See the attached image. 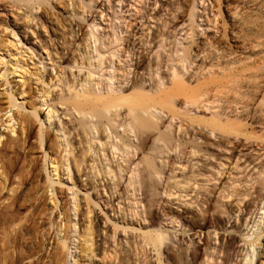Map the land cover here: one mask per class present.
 <instances>
[{
	"label": "bare ground",
	"instance_id": "obj_1",
	"mask_svg": "<svg viewBox=\"0 0 264 264\" xmlns=\"http://www.w3.org/2000/svg\"><path fill=\"white\" fill-rule=\"evenodd\" d=\"M83 1L0 0L2 264H264V0Z\"/></svg>",
	"mask_w": 264,
	"mask_h": 264
},
{
	"label": "rangeland",
	"instance_id": "obj_2",
	"mask_svg": "<svg viewBox=\"0 0 264 264\" xmlns=\"http://www.w3.org/2000/svg\"><path fill=\"white\" fill-rule=\"evenodd\" d=\"M84 2V4H85V6L86 5H88V7H90L91 9H92V4H91V6L89 5L90 3H88V1H83ZM88 3V4H87ZM83 7H84V5H82ZM88 7H85V9H87ZM90 8L88 9V10H90ZM122 11V12H121ZM123 11H125L124 9L122 10V8L121 7H118L117 8V10H116V18H115V13H114V15L110 12V10H109V14H108V16H107V18H106V20H107V22L105 21L104 23H101V25H100V28L98 29V32H97V34L98 33H103L102 31V28H104L105 26H108V27H106V29H108L109 27H111V28H114V29H117V25H121L122 23H124L123 22V18L124 17H128V12L126 13V14H124L125 12H123ZM134 11V10H133ZM132 11V12H133ZM108 13V12H107ZM40 15V10L38 11V13H37V16H39ZM112 16H114V17H112ZM120 16V17H119ZM112 18V19H111ZM113 18H115L114 20H113ZM121 18V19H120ZM88 19H89V17H88ZM112 20V22H109V21H111ZM117 20V21H116ZM118 20H120V21H118ZM128 21H130L129 19H127L126 20V23H128ZM115 22H117L116 24H115ZM120 22H121V24H120ZM35 23V20L32 22V24H34ZM112 23H114L113 25H111ZM125 23V24H126ZM124 24V25H125ZM102 27V28H101ZM116 27V28H115ZM119 27V26H118ZM119 28H124L123 27V25H122V27H119ZM106 29H105V32H107L106 31ZM85 30L86 31H89V28H87V27H85ZM201 30V29H200ZM120 31V30H119ZM109 32V31H108ZM95 33V32H94ZM96 34V33H95ZM125 33H123L122 34V36L124 35ZM106 36V35H105ZM105 36H102V35H100V36H98V39L100 40V38L102 39H104V37ZM100 37V38H99ZM124 37V36H123ZM105 39H106V37H105ZM171 41H172V39H170ZM18 41V40H17ZM90 44H92L91 46H92V50H91V52H92V55H94V44H93V38H92V40L90 39ZM101 44V41H100V43L98 44V42H96V44H95V46L96 47H98V45H100ZM101 48V47H100ZM121 48H122V46H121ZM102 51L104 50V49H101ZM104 51H106V49L104 50ZM105 57H107V54L105 55ZM150 57H151V55H150ZM129 60V59H128ZM67 63V64H66ZM68 62H65L64 64H63V66H65V73H66V76H67V78L71 81V79H72V77H70V73L68 74ZM108 65V64H107ZM93 68V67H92ZM103 68V70H102V72H99L97 75L98 76H100V74H102L103 73V71H104V66L102 67ZM74 69H72L71 71H73ZM92 70V69H91ZM99 71V70H98ZM98 71H94V72H98ZM68 74V75H67ZM65 76V77H66ZM95 77H97V76H95ZM67 78H66V80H67ZM84 77H82V79H83ZM101 79H103V78H100L99 77V80H101ZM104 83H105V81H104ZM198 113H200V111H198ZM203 114H205V115H207L208 113H206V112H204ZM59 118V117H58ZM56 122H57V120H55ZM60 121H62V118H60ZM38 129H39V126H38V124L33 128V135H35L36 134V132L38 131ZM32 135V136H33ZM52 138H54V133L52 132ZM3 141H5V138H4V140ZM31 142H33L32 144H31V146H29V147H31L30 148V152L29 151H26L27 152V154H28V156L26 155H24L23 156V158L21 159V160H23V163H22V161L21 162H19V168H21V166H22V168H24V172H25V170L27 169H30L31 167H33V165L34 166H36V167H38V168H36V170H35V174H37L36 175V185H40V184H42L43 182H44V180H45V175H44V171H43V168L40 166V163L38 162L39 161V158H40V155H41V150H39V148H38V144H37V142H35V139L34 138H32V140H31ZM29 147H27L26 149L27 150H29ZM54 148V147H53ZM53 148H51L52 149V151L50 152V156H55V157H59V153L57 154V152H56V149L54 150ZM59 151V150H58ZM52 154V155H51ZM63 154V153H62ZM31 157H32V161L30 162V160H31ZM57 157V158H58ZM33 158H34V160H33ZM28 159V160H27ZM264 159V158H263ZM24 160L26 161V162H24ZM38 160V161H37ZM36 161V162H35ZM30 162V163H29ZM34 162H35V164H34ZM25 163V164H24ZM32 163V164H31ZM24 166H23V165ZM95 165H96V167H99L100 166V164H99V162L97 161V163L95 162ZM99 165V166H98ZM101 167V166H100ZM100 167H99V169H100ZM18 168V169H19ZM98 169V168H97ZM64 170H65V167H64ZM68 170H71V167H69L68 168ZM60 175H61V177H62V170H60ZM197 181H198V183L200 184L201 183V178H197L196 179ZM64 181H66L65 179H64ZM68 182V181H67ZM68 184H69V182H68ZM203 184V183H202ZM28 189V190H27ZM32 189V190H31ZM62 189V191H64V193L62 192L61 193V195L59 196V201H61V202H63V200L65 201L67 198L70 200V202H74V203H76L75 202V196L71 193V192H68L67 193V195H66V192L67 191H65V190H67L66 189V186L64 187H62L61 188ZM196 189H197V187L196 188H194V190L196 191ZM30 190V191H29ZM25 193L26 194H28V195H30V198L31 199H34L35 197V200L37 199V196H35L36 195V193H34V191L35 190H33V188H32V186H29V185H27L26 187H25ZM175 191H176V193H178L177 191H178V189H172V191L171 192H173V193H175ZM36 192V191H35ZM30 193V194H29ZM33 193V194H32ZM178 195V194H177ZM183 195H184V193H183ZM194 194L192 193L191 194V196H193ZM33 196H35V197H33ZM79 196H80V194L78 193L77 194V197H78V199H79ZM33 197V198H32ZM62 198H63V200H62ZM163 199L162 200H165L168 204H165L166 202H164V204H165V206L166 207H171L173 210H175L176 209V206L175 205H173V204H175V203H177V201H176V199H177V196H173V197H171V198H165V197H162ZM61 199V200H60ZM168 199V200H167ZM190 199V197H188V198H185V201H188ZM34 200V201H35ZM42 200V201H41ZM39 202H38V209H37V212H38V215H40V216H42L41 218H42V221H46L47 220V218H49L50 220L54 217V215H55V212L57 211V213H58V210L60 209V208H57V209H55L54 210V212H53V214L51 215V216H49L48 217V215H49V213H50V210H49V208H50V205H49V202L48 201H46L45 200V198L44 199H41ZM175 200V201H174ZM171 201V202H170ZM58 202V201H57ZM37 203V202H36ZM115 204H116V202H115ZM164 204H162V207H165L164 206ZM57 207H61L62 206V203H60V202H58L57 203ZM61 205V206H60ZM160 206V205H159ZM259 207H262V206H259ZM159 208V207H158ZM41 209V210H40ZM179 211V213L181 214V215H184V214H182V209H179L178 210ZM39 212H42V215L41 214H39ZM193 212H194V210H193ZM77 214V213H76ZM159 214H160V218L162 219V220H160V222H161V225L160 226H162V227H164L165 229H167V230H170V231H177L178 233H176V239H173L174 241L175 240H177L178 239V234L180 233V232H182V239L184 238V245L182 244L181 246H178V244H177V242L178 241H176V244L174 243V241H172V243H173V245L174 246H176L175 247V251L178 249V247H179V249H182V247H184L182 250H177V252H181V251H188L187 252V254H189V249L191 250L192 249V245L191 244H189L190 242H192V241H196L197 240V238H196V236H194V237H191L190 236V232L189 233H185V235H183V231L184 232H188L187 230L189 229V227H190V224L189 223H186V224H184L183 226L181 225V220H179L178 221V219H177V223L175 222V223H170L169 224V220H168V218L169 217H165V216H163V213L161 212V211H159ZM190 216H191V214H189ZM189 216V217H190ZM52 217V218H51ZM164 217V218H163ZM252 220H253V218L255 217V214H253L252 216ZM46 218V219H45ZM256 218L258 219V216H256ZM75 219H76V221H77V215L75 216ZM256 219V220H257ZM58 221V220H57ZM47 222V221H46ZM261 222H264V216H263V219H262V221ZM183 223V222H182ZM187 225V226H186ZM79 226V225H78ZM78 226H77V228H76V233L79 231V228H78ZM264 225L262 224L261 225V227H263ZM174 227V228H173ZM243 229H244V227H243ZM53 231V235H55V231H54V229L53 228H51V232ZM169 231V232H170ZM2 232V230H0V264H2V236H1V233ZM259 232V231H258ZM245 233V232H244ZM173 235V234H172ZM227 234H225L224 236V239H227L228 238V236H226ZM255 235V234H254ZM254 235H252V238L253 237H255ZM70 236L71 237H73L74 235L73 234H70ZM174 236H172V238H173ZM262 237L264 238V235H262L261 237H260V239H262ZM216 238H217V236H216ZM201 239H203V236H201ZM228 240V239H227ZM227 240H224L223 242L222 241H220L222 244L225 242V241H227ZM75 241H76V238H75ZM219 241H216L215 243L213 242L212 243V245L213 244H215V245H213L214 247H216V248H218V246L221 244ZM186 243V244H185ZM221 244V248H222V246H223V248H224V244L222 245ZM77 243L75 244V252H73V256H74V258L72 257V258H68V260L69 259H71V261H74L75 259H77V253H78V251H77ZM198 245L199 246H201V243H198ZM243 244L242 243H239L238 244V246L241 248V246H242ZM258 244H255L254 246H253V254H256L257 252H259V250H260V248L261 247H263L262 245H260V247H258L257 246ZM186 247H187V249H186ZM189 247V248H188ZM245 247V246H244ZM246 248V247H245ZM222 250V249H221ZM264 250V249H263ZM250 251V250H249ZM252 252V251H251ZM243 254H244V251H243ZM242 254V255H243ZM223 253L221 252V254H219V262L217 263V264H220L221 263V261H222V258H223ZM231 256V255H230ZM255 255H253V257H252V264H255Z\"/></svg>",
	"mask_w": 264,
	"mask_h": 264
}]
</instances>
